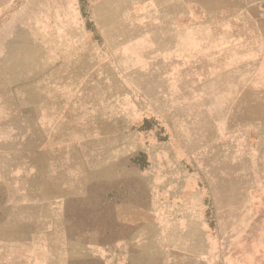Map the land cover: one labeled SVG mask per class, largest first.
I'll use <instances>...</instances> for the list:
<instances>
[{"label":"rangeland","instance_id":"rangeland-1","mask_svg":"<svg viewBox=\"0 0 264 264\" xmlns=\"http://www.w3.org/2000/svg\"><path fill=\"white\" fill-rule=\"evenodd\" d=\"M78 3L111 67L69 99L86 111L67 115L62 159L0 77V198L31 186L65 203L68 264H264V0ZM46 10L71 26L65 0H0V47Z\"/></svg>","mask_w":264,"mask_h":264},{"label":"crops","instance_id":"crops-1","mask_svg":"<svg viewBox=\"0 0 264 264\" xmlns=\"http://www.w3.org/2000/svg\"><path fill=\"white\" fill-rule=\"evenodd\" d=\"M65 6L71 26L62 25L61 15L46 10L42 20L31 17L27 29L19 27V31L6 37L0 47V77H13L14 83L19 84L15 88L20 92H16L15 97L29 99L22 111L44 114L46 122L52 125L48 124L53 129L51 135L50 129L45 127L50 137L44 155L49 159L50 152L60 155V159L63 153L65 155L66 140L63 137L68 128L67 115L86 111L75 101H69L83 97L79 88L81 79L100 77V68L112 64L101 63L100 39L105 29L99 19L90 31L78 0H65ZM109 31L107 29V33ZM112 40L108 49L115 50V33ZM4 156L5 150H0L2 162ZM1 189L6 192V197L0 198V208L5 207L7 213L0 214V264H68L65 203L57 202L44 187ZM140 221L132 222H139L143 227L149 225L146 230L152 226L149 221L145 224ZM164 239L145 236L142 245H146L147 254L154 249L160 253L164 249ZM227 261L229 264L228 258Z\"/></svg>","mask_w":264,"mask_h":264}]
</instances>
